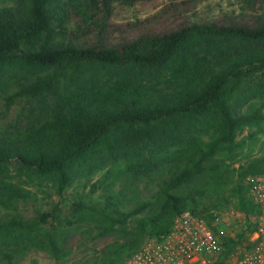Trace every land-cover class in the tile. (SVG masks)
I'll list each match as a JSON object with an SVG mask.
<instances>
[{
  "label": "trees",
  "instance_id": "1",
  "mask_svg": "<svg viewBox=\"0 0 264 264\" xmlns=\"http://www.w3.org/2000/svg\"><path fill=\"white\" fill-rule=\"evenodd\" d=\"M111 4L0 0V86L13 71L22 77L12 81L17 97L56 102L26 131L0 138V254L69 258L63 219H29L20 205L35 195L33 183L63 196L99 172L65 223L91 240L116 238L94 264L121 263L185 210L212 223L233 207L244 229L224 249L249 244L259 208L247 177L264 174V155L235 170L232 161L264 134V18L252 27L192 23L119 46L80 42L76 30L99 27ZM161 168L171 169L168 178L139 197L136 182Z\"/></svg>",
  "mask_w": 264,
  "mask_h": 264
},
{
  "label": "rangeland",
  "instance_id": "2",
  "mask_svg": "<svg viewBox=\"0 0 264 264\" xmlns=\"http://www.w3.org/2000/svg\"><path fill=\"white\" fill-rule=\"evenodd\" d=\"M109 8L108 15L100 13L99 27L84 26L76 30L80 42L96 47L119 46L143 36L168 34L192 23H214L218 26L239 24L252 27L264 18V0H112ZM4 77L0 86V138L16 136L26 131L48 116L56 106L52 96L47 99L38 96L17 97L16 86L12 81L22 79L21 75L8 71ZM248 135L249 130L246 129L239 134L237 140L240 141ZM257 138L253 143L248 142L233 158L232 169H239L241 165L264 155V134ZM170 172L171 169L161 168L148 177L140 178L136 182L140 191L139 197L144 198L153 193L156 185L168 178ZM102 175L103 172H99L90 178L77 181L63 196L57 195L45 184L33 183L29 188L35 195L20 205L21 212L29 219L37 218L43 213H56L63 219L64 240L68 249L72 250L69 258L59 261L44 251L33 249L13 259L0 254V264H94L100 252L116 238L112 236L91 240L88 230L77 229L65 223L72 220L70 206L74 197L80 193H89L91 185ZM123 181L118 182V187L124 184ZM201 181L204 184L209 183L207 179L199 177V183ZM209 199L217 200L215 194ZM4 213L0 209V217ZM243 225L241 214L233 207L223 212L219 222V228L224 231L226 239L234 241L239 239L238 233L243 231ZM246 249V242L241 246L231 244L220 252L219 257H223L227 264H237V259Z\"/></svg>",
  "mask_w": 264,
  "mask_h": 264
},
{
  "label": "built area",
  "instance_id": "3",
  "mask_svg": "<svg viewBox=\"0 0 264 264\" xmlns=\"http://www.w3.org/2000/svg\"><path fill=\"white\" fill-rule=\"evenodd\" d=\"M247 181L259 212L253 219L256 230L249 235L247 249L237 264H264V174L249 175ZM222 214L209 223L204 215L185 210L176 216L167 234L149 238L119 264H225L219 260L227 241L219 228Z\"/></svg>",
  "mask_w": 264,
  "mask_h": 264
},
{
  "label": "crops",
  "instance_id": "4",
  "mask_svg": "<svg viewBox=\"0 0 264 264\" xmlns=\"http://www.w3.org/2000/svg\"><path fill=\"white\" fill-rule=\"evenodd\" d=\"M219 260H222L225 263V260H223V257L220 256ZM225 264H227V263H225Z\"/></svg>",
  "mask_w": 264,
  "mask_h": 264
}]
</instances>
